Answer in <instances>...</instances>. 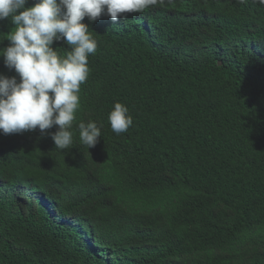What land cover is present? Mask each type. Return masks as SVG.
Masks as SVG:
<instances>
[{
    "label": "trees",
    "instance_id": "1",
    "mask_svg": "<svg viewBox=\"0 0 264 264\" xmlns=\"http://www.w3.org/2000/svg\"><path fill=\"white\" fill-rule=\"evenodd\" d=\"M165 5L151 32L138 13L82 21L97 49L69 148L0 131V264H264V9ZM14 27L0 21V54ZM0 73L19 80L3 56ZM117 102L133 117L119 135Z\"/></svg>",
    "mask_w": 264,
    "mask_h": 264
},
{
    "label": "clouds",
    "instance_id": "2",
    "mask_svg": "<svg viewBox=\"0 0 264 264\" xmlns=\"http://www.w3.org/2000/svg\"><path fill=\"white\" fill-rule=\"evenodd\" d=\"M196 1L226 5V0ZM237 1L264 9V0ZM27 3L28 0H0V21L10 18L15 25L9 34L10 45L0 56L4 57L5 67L14 69L19 76L18 80L0 73V131L5 135L22 134L38 128L42 136H51L56 148L64 150L73 144L70 129L79 107L78 93L89 74V55L97 49L90 25L82 22L85 17L95 22L107 15L117 21L127 20L121 14L138 13V25L151 32L153 15L160 9L157 4L169 3L165 7L181 15L191 0H35L34 6L26 7ZM261 14L264 15L262 11ZM56 41L71 46L66 57L58 54L60 48L53 47ZM108 119L117 135L133 125L129 108L120 102L115 103ZM54 126L57 130L49 132ZM101 127L95 121L80 122L81 143L94 148L101 138Z\"/></svg>",
    "mask_w": 264,
    "mask_h": 264
}]
</instances>
